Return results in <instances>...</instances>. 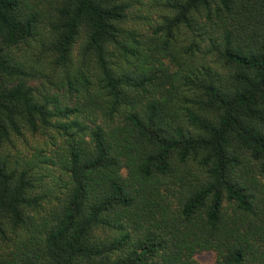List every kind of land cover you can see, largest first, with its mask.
<instances>
[{
  "label": "trees",
  "instance_id": "obj_1",
  "mask_svg": "<svg viewBox=\"0 0 264 264\" xmlns=\"http://www.w3.org/2000/svg\"><path fill=\"white\" fill-rule=\"evenodd\" d=\"M165 5L141 31L124 0H0V146L61 138L49 192L0 151V264H264V0ZM43 37L73 107L29 84Z\"/></svg>",
  "mask_w": 264,
  "mask_h": 264
},
{
  "label": "rangeland",
  "instance_id": "obj_2",
  "mask_svg": "<svg viewBox=\"0 0 264 264\" xmlns=\"http://www.w3.org/2000/svg\"><path fill=\"white\" fill-rule=\"evenodd\" d=\"M130 4L128 19L125 22V27L137 28L141 31H150L163 22L167 14V7L165 3L167 0H124ZM85 31L82 34L81 41L77 46H80L85 39ZM190 36L185 31L180 35L181 39ZM48 43L43 40L32 41L27 44H22L17 49L19 59L21 56L29 58V63L34 65V76L29 79V84L33 87L37 97L48 95L55 98L54 101L59 106L69 105L75 106L77 103V96L66 89L65 84V67L56 65L53 55L49 51ZM78 48V47H77ZM75 63H79L78 54L75 55ZM53 105V104H52ZM52 107V106H51ZM59 129L51 127L46 135H32L27 134L25 137L15 139L13 144L0 146V151L9 154L10 160H15L21 153H24L22 158L33 160L37 162L35 169L41 172L42 180L46 192L52 189V184L56 182L58 171L50 165L47 159L52 157V154L60 144ZM48 162L45 163L44 160ZM40 161V162H38ZM47 182V184H45ZM35 190L39 191L42 185L38 182ZM14 234V233H13ZM11 234L10 238H16ZM18 235H23L22 230ZM200 262L208 263L215 259L211 253H201L196 256Z\"/></svg>",
  "mask_w": 264,
  "mask_h": 264
}]
</instances>
